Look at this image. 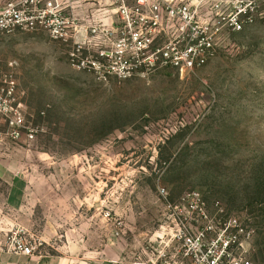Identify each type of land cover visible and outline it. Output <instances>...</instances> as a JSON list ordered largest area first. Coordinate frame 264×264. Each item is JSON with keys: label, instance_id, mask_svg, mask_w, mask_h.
<instances>
[{"label": "rangeland", "instance_id": "rangeland-1", "mask_svg": "<svg viewBox=\"0 0 264 264\" xmlns=\"http://www.w3.org/2000/svg\"><path fill=\"white\" fill-rule=\"evenodd\" d=\"M82 3L66 14L88 32L77 56L95 59L112 46L103 30L124 23L115 0ZM202 14L215 57L145 77L78 69L74 41L45 31L0 36V245L20 231L36 254L180 264V215L190 231L237 220L244 232L229 233L264 264V0ZM183 37L171 30L153 46ZM17 113L23 126L10 124ZM190 191L208 217L175 209Z\"/></svg>", "mask_w": 264, "mask_h": 264}, {"label": "built area", "instance_id": "built-area-1", "mask_svg": "<svg viewBox=\"0 0 264 264\" xmlns=\"http://www.w3.org/2000/svg\"><path fill=\"white\" fill-rule=\"evenodd\" d=\"M127 1L115 0L118 3L116 14L124 25L116 30H103L112 46L109 49L99 48L95 59L77 56L76 52L80 53L87 48L88 32L85 30L87 34L83 33L78 19L66 14L69 5L65 0L8 2L0 8V36L45 31L56 40H73L76 49L72 53V65L78 69H94L104 80L110 75L121 78L133 74L145 77L162 68L194 70L215 57L216 43L208 35L202 7L209 3L220 8L224 0H132L131 5ZM242 13L244 17L251 16L247 9L239 12ZM235 25L238 30L242 28L239 22ZM97 30L93 29V32ZM171 30L184 37L170 41L163 47L153 46L158 36L167 35ZM10 120L14 127L23 126V117L19 113ZM29 136L34 138L33 130ZM160 191L162 194L167 193L164 187ZM189 203H192L191 206L187 205ZM201 204V194L190 191L181 197V203L175 209L180 211L187 208L189 212L200 210L204 217H208ZM175 221L178 225L175 238L178 244H182L177 252L182 257L180 264H252L240 250L245 241L238 234L229 233L232 226L238 232H244L237 220L225 223L219 231L213 226L190 231L180 215L175 217ZM18 233L6 245H0V250L35 255V244L27 238L18 237ZM209 233H214V236L209 237Z\"/></svg>", "mask_w": 264, "mask_h": 264}, {"label": "crops", "instance_id": "crops-1", "mask_svg": "<svg viewBox=\"0 0 264 264\" xmlns=\"http://www.w3.org/2000/svg\"><path fill=\"white\" fill-rule=\"evenodd\" d=\"M9 1H13V0H0V8L3 7L5 4H7ZM65 1L68 3L69 7L72 8L71 10L75 12V7H76L75 4L78 2V0H65ZM80 1L81 2L83 1L84 5L87 7V5L89 4H100L103 0H95V2H91L94 0H80ZM95 10L96 11L93 13L95 14V16L103 15L101 9H95ZM89 15L90 14L86 12L85 17ZM82 32L86 34L85 31ZM0 264H119V263L105 256L94 257L91 259L76 258L68 254H61V255L35 254L33 256H29V255L10 253L7 252L6 250H0Z\"/></svg>", "mask_w": 264, "mask_h": 264}]
</instances>
